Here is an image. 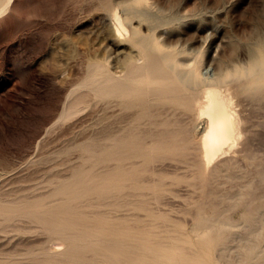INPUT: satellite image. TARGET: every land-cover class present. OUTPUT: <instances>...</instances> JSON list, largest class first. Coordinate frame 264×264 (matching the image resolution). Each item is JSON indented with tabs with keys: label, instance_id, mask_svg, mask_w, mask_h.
<instances>
[{
	"label": "rangeland",
	"instance_id": "rangeland-1",
	"mask_svg": "<svg viewBox=\"0 0 264 264\" xmlns=\"http://www.w3.org/2000/svg\"><path fill=\"white\" fill-rule=\"evenodd\" d=\"M7 1L0 0V6ZM140 49L164 54L177 66L188 91L198 92L215 82L232 89L256 153L252 159L238 153L236 171H224L212 179L204 204L209 214L216 206L234 221L244 222L247 205L232 207L239 191L250 184L252 194H264L260 174L264 170V75L251 74L264 59V0H14L0 14V193L31 194L41 187L45 191L51 179L82 163L83 145L89 142L86 145L96 147L130 125L136 109H126L118 99H101L96 85L72 91L86 80L92 64L119 75ZM73 104L77 112L61 119L64 109ZM165 106L166 110L159 107L164 113L160 119L173 116L181 124L193 125L195 133L204 131L205 116L192 121L183 108ZM152 168L167 175L169 191L160 202L151 200V206L169 213L193 236V201L203 200L201 187L173 178L191 176L189 166L166 159ZM151 171L145 173L147 178L153 176ZM253 198L260 204L258 197ZM191 207L193 211L187 209ZM133 212L142 218L146 214L143 209ZM8 229L0 228V256L21 255L45 240L40 232ZM260 242L264 251V237Z\"/></svg>",
	"mask_w": 264,
	"mask_h": 264
},
{
	"label": "bare ground",
	"instance_id": "bare-ground-1",
	"mask_svg": "<svg viewBox=\"0 0 264 264\" xmlns=\"http://www.w3.org/2000/svg\"><path fill=\"white\" fill-rule=\"evenodd\" d=\"M13 1L0 6V14ZM251 74L264 75V59L254 65ZM181 80L175 64H170L164 54L148 49L130 57L119 75L108 73L102 65H91L86 80L72 92L96 85L101 99H118L126 109H136L133 119L121 133L109 135L98 146L86 145L89 142L83 145L82 163L48 181L45 191L41 187L42 191L36 189L31 194L0 193L1 230L12 227L21 233L40 232L45 236L42 244L26 253L0 256V264L23 259L31 264H264V251L260 250L264 194H252L250 184L240 188L232 207L247 205L244 222L234 221L228 213L215 210L216 206L211 207V214L205 210L208 205L204 199L209 197L207 187L212 179L235 170L238 153L251 159L256 153L251 133H247L250 128L239 114L242 107L237 109L232 89L224 85L209 82L201 91L193 92L185 89ZM165 105L183 108L192 121L205 116L204 131L195 133L193 125L181 124L173 116L160 119ZM77 109L74 104L66 107L60 118L70 117ZM166 159L184 161L192 171L191 176L177 174L174 179L201 187L203 200L193 199L192 205L196 211L193 236L183 223L151 206V200L160 202L169 191L167 175L152 168L153 163ZM150 170L153 176L147 178L145 173ZM260 174L264 182V170ZM253 195L260 204L250 199ZM135 209L145 210V217L133 212ZM235 247L239 249L234 251Z\"/></svg>",
	"mask_w": 264,
	"mask_h": 264
}]
</instances>
